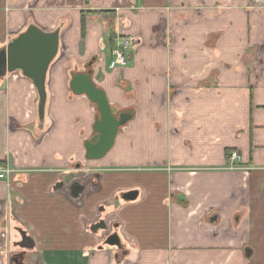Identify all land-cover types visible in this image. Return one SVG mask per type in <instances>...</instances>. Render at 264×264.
<instances>
[{"label": "crops", "instance_id": "0c3cea01", "mask_svg": "<svg viewBox=\"0 0 264 264\" xmlns=\"http://www.w3.org/2000/svg\"><path fill=\"white\" fill-rule=\"evenodd\" d=\"M31 26L60 50L43 115L31 79H0V264H264V0H0V50ZM89 71L132 115L99 160Z\"/></svg>", "mask_w": 264, "mask_h": 264}, {"label": "water", "instance_id": "95a60500", "mask_svg": "<svg viewBox=\"0 0 264 264\" xmlns=\"http://www.w3.org/2000/svg\"><path fill=\"white\" fill-rule=\"evenodd\" d=\"M59 50L60 32H46L36 26H31L0 50V79L16 71H21L25 77L31 79L39 92L41 115L45 112L47 101V73ZM91 74L89 71L74 76L71 88L76 95L87 96L98 107L100 119L95 124V131L99 133V139L95 143H87L86 149L87 159L99 160L112 149L119 130L131 120L132 115H115L105 91L93 83ZM83 190L78 182L71 186L73 197H78ZM137 196L138 192H129L124 197L133 201ZM107 243L119 246L120 239L117 234H113Z\"/></svg>", "mask_w": 264, "mask_h": 264}, {"label": "built area", "instance_id": "2783aa9c", "mask_svg": "<svg viewBox=\"0 0 264 264\" xmlns=\"http://www.w3.org/2000/svg\"><path fill=\"white\" fill-rule=\"evenodd\" d=\"M120 41L122 43H117L115 46L110 48V64L109 67L111 69H115L117 67H126L128 65V52L131 49V41L128 38H123ZM232 160H240V155L238 152H234L232 154ZM8 174V170H0V180L5 179ZM0 249H2L0 247Z\"/></svg>", "mask_w": 264, "mask_h": 264}, {"label": "rangeland", "instance_id": "374dc122", "mask_svg": "<svg viewBox=\"0 0 264 264\" xmlns=\"http://www.w3.org/2000/svg\"><path fill=\"white\" fill-rule=\"evenodd\" d=\"M239 160H235V162H238ZM237 163H235L234 165L236 166ZM234 166V167H235ZM13 238L16 240V238L18 237V235L16 234V232H13ZM18 251H15L14 250V253L11 254V258H13V260L9 261V264H17L15 261V258L19 255L17 253ZM28 260H29V264H37V260L36 261H33V256H28Z\"/></svg>", "mask_w": 264, "mask_h": 264}, {"label": "trees", "instance_id": "16d2710c", "mask_svg": "<svg viewBox=\"0 0 264 264\" xmlns=\"http://www.w3.org/2000/svg\"><path fill=\"white\" fill-rule=\"evenodd\" d=\"M114 36L112 37V40H113ZM4 164L3 161L0 162V166H2Z\"/></svg>", "mask_w": 264, "mask_h": 264}]
</instances>
